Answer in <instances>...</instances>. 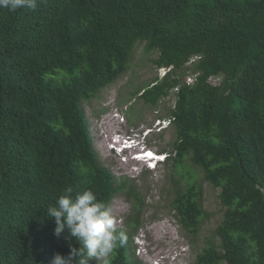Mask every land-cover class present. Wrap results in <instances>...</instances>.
<instances>
[{"label":"trees","instance_id":"trees-1","mask_svg":"<svg viewBox=\"0 0 264 264\" xmlns=\"http://www.w3.org/2000/svg\"><path fill=\"white\" fill-rule=\"evenodd\" d=\"M141 43L167 72L136 94L155 106L175 93L166 161L176 169L189 156L220 188L225 209L219 244L204 246L191 264H264V0H38L34 11L0 8V264H49L69 243L79 247L67 230L57 237L47 217L67 187L91 189L107 207L124 191L135 197L131 230L118 229L126 243L109 258L132 264L145 200L101 164L83 102L126 73ZM202 194L193 182L170 202L191 235L205 214Z\"/></svg>","mask_w":264,"mask_h":264},{"label":"rangeland","instance_id":"rangeland-1","mask_svg":"<svg viewBox=\"0 0 264 264\" xmlns=\"http://www.w3.org/2000/svg\"><path fill=\"white\" fill-rule=\"evenodd\" d=\"M156 56L157 51L147 50L144 43L136 45L126 73L104 88L97 97L83 102L84 115L90 126L91 136L94 137L93 146L101 164L114 173L117 181L123 178L128 180V192L135 186L139 187L145 200L141 212V227L133 232V237L140 232L145 233L139 240L135 239L140 242L138 245L132 237L130 244L134 251L129 249L132 264H191L204 246L209 243L219 244L215 230L225 210L218 197L220 188L204 178L202 169L189 156L176 169L172 167L173 161L170 159L158 164L156 170H150L147 162L135 158L128 148L119 147L121 140L115 138L124 133L140 134L150 128L152 132L143 141L159 155L171 153L175 136L167 118L174 107L175 93L160 99L155 106L146 104L136 94L137 89L151 84L156 77L161 78L167 72V69L156 68L153 63ZM194 78L191 71L186 72L188 83H192ZM211 81L216 84L220 79L211 78ZM110 102L115 107L109 109V113L102 114L103 107ZM158 119H165L162 124L168 126H159ZM140 138L143 139V136ZM193 182L202 187V206L205 211L200 229L195 235L187 233L181 227L170 204L177 190H183ZM129 198L127 191H124V194H117L108 207L117 220V228L125 231L131 230L127 220L132 210L131 203L135 200L130 194ZM177 245L183 247V253L173 260ZM141 247L151 249L149 258L142 254L144 248L139 252ZM86 264H95V261L88 260ZM219 264L226 263L222 261Z\"/></svg>","mask_w":264,"mask_h":264},{"label":"clouds","instance_id":"clouds-1","mask_svg":"<svg viewBox=\"0 0 264 264\" xmlns=\"http://www.w3.org/2000/svg\"><path fill=\"white\" fill-rule=\"evenodd\" d=\"M37 7L38 0H0V8H6L12 12L18 9L34 11ZM108 106L110 109L115 107L113 102H110ZM162 127L165 128L166 125ZM151 132L152 130L148 128L140 134L124 133L115 138L121 140L119 147L128 148L127 150L132 151L135 158L147 162L151 167L150 170H156L158 164L165 163L168 154L159 155L143 141ZM140 136H143V139ZM73 193L74 189L67 187L56 203L47 207V217L54 218L56 225L54 234L57 237L67 230L65 239H74L79 247L69 243L67 255L56 253L49 264H86V259L94 260L95 264H110L109 257L125 245L126 234L118 230L116 218L105 203L97 199L91 189ZM144 233L135 235L134 242L137 245L140 242H136L135 239L139 240ZM142 248H144L143 251ZM141 251L146 258L150 257L147 248L141 247L139 252Z\"/></svg>","mask_w":264,"mask_h":264},{"label":"built area","instance_id":"built-area-1","mask_svg":"<svg viewBox=\"0 0 264 264\" xmlns=\"http://www.w3.org/2000/svg\"><path fill=\"white\" fill-rule=\"evenodd\" d=\"M158 122L160 123V125L159 126H161L162 127V122H165V119H158ZM167 126V125H166ZM183 247L182 246H178L177 245V248L175 249V251H174V255H173V260H175L176 259V257L178 256V255H181L182 253H183ZM178 252V253H177ZM168 256V255H167ZM171 260H172V258L171 257H169Z\"/></svg>","mask_w":264,"mask_h":264},{"label":"bare ground","instance_id":"bare-ground-1","mask_svg":"<svg viewBox=\"0 0 264 264\" xmlns=\"http://www.w3.org/2000/svg\"><path fill=\"white\" fill-rule=\"evenodd\" d=\"M128 159H126V161H127Z\"/></svg>","mask_w":264,"mask_h":264}]
</instances>
